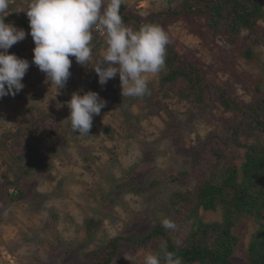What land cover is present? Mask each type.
<instances>
[{
  "label": "rangeland",
  "instance_id": "rangeland-1",
  "mask_svg": "<svg viewBox=\"0 0 264 264\" xmlns=\"http://www.w3.org/2000/svg\"><path fill=\"white\" fill-rule=\"evenodd\" d=\"M29 2L10 0L5 22L21 28L17 20L28 17L17 9ZM180 2L123 0L122 4L125 12L146 16ZM161 28L179 54L236 101L264 97V18L257 22L255 34L241 30L236 36L213 35L204 18L189 15L168 19ZM25 32V39L7 50L29 61L24 88L0 98V264H73L116 236L144 235L164 219L175 222L177 228L167 230L180 243L193 220H177L171 197L194 189L199 176L194 166L197 153L208 135H226L231 113L221 107L200 109L178 98L160 83L164 70L150 77V94L142 98L122 96L119 74L101 86L92 67L106 47L102 29L93 31L88 66L70 57L71 76L56 94L55 86L32 63L34 42ZM246 48L253 58L243 55ZM89 90L98 93L106 106L93 116L89 135L82 136L66 121V102L74 92ZM32 106L46 133L37 143L14 136ZM30 152L36 154L35 162ZM20 170L27 174L21 176ZM181 172H186L183 178L168 180ZM15 184L24 195L11 200ZM134 185L144 190L133 192ZM222 215L220 209L198 211L203 222L221 221ZM90 220L94 228L88 234ZM234 221L238 244L232 264H247L245 250L256 224L247 215H237ZM148 253L155 252L147 246L132 251L128 242L120 241L109 264H143Z\"/></svg>",
  "mask_w": 264,
  "mask_h": 264
},
{
  "label": "trees",
  "instance_id": "trees-1",
  "mask_svg": "<svg viewBox=\"0 0 264 264\" xmlns=\"http://www.w3.org/2000/svg\"><path fill=\"white\" fill-rule=\"evenodd\" d=\"M125 10V5L121 4L122 20L133 29L145 24L161 27V23L168 19L189 15L204 18L213 35L236 36L241 30L256 33L257 22L264 18V0H181L174 7L150 12L146 16ZM17 24L30 33L28 20H17ZM243 55L253 58L250 48H246ZM95 80L96 77L92 83ZM160 83L178 98L190 101L200 109L221 107L232 115V121L225 125L224 137L210 134L204 139L202 151L194 160V166L199 168L194 189L171 197L177 220L186 222L191 219L192 227L183 240L176 243L169 231L156 223L141 236H116L97 249L83 253L82 261H74L73 264H109L117 254L120 241L128 242L132 251L147 246L155 253L160 242L166 241L168 249L179 256L183 264H232L238 244L232 230L237 215H247L256 224L245 250L247 264H264V97L252 102L236 101L227 90L208 81L202 70L179 54L171 42L166 48ZM27 114L14 136L30 139L32 143L40 142L46 133L37 108L28 107ZM29 157L36 161L34 152H30ZM27 162L24 161L25 164ZM20 174H27V170H20ZM178 175L183 178L186 172L171 175L168 180L175 182ZM14 188L16 192L10 195L11 200L24 195L21 186L15 184ZM130 189L136 193L144 190L135 185ZM200 208L213 212L220 209L223 218L221 221L203 222L198 218ZM90 222L88 234L94 228L93 220Z\"/></svg>",
  "mask_w": 264,
  "mask_h": 264
},
{
  "label": "clouds",
  "instance_id": "clouds-1",
  "mask_svg": "<svg viewBox=\"0 0 264 264\" xmlns=\"http://www.w3.org/2000/svg\"><path fill=\"white\" fill-rule=\"evenodd\" d=\"M123 0H30L23 10L34 42L32 63L55 86L56 94L71 76L74 57L77 64L88 66L92 59L93 31L102 29L106 47L94 68L101 86L119 74L123 97L142 98L150 94V77L165 68L168 34L154 24L133 29L120 15ZM10 0H0V98L16 95L23 88L29 61L7 50L26 37L22 28L5 22ZM67 123L73 132L89 135L94 115H100L106 101L95 91L74 92L66 102ZM59 107V106H58ZM162 227L175 230V222L164 219ZM156 253H148L143 264H183L182 259L161 241Z\"/></svg>",
  "mask_w": 264,
  "mask_h": 264
}]
</instances>
